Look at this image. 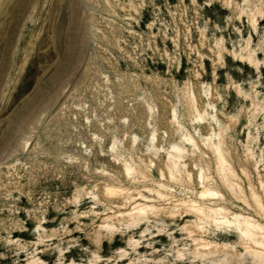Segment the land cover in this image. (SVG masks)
I'll list each match as a JSON object with an SVG mask.
<instances>
[{
    "label": "rangeland",
    "instance_id": "obj_1",
    "mask_svg": "<svg viewBox=\"0 0 264 264\" xmlns=\"http://www.w3.org/2000/svg\"><path fill=\"white\" fill-rule=\"evenodd\" d=\"M192 201L264 225V0H0V264H253Z\"/></svg>",
    "mask_w": 264,
    "mask_h": 264
},
{
    "label": "bare ground",
    "instance_id": "obj_2",
    "mask_svg": "<svg viewBox=\"0 0 264 264\" xmlns=\"http://www.w3.org/2000/svg\"><path fill=\"white\" fill-rule=\"evenodd\" d=\"M252 66L254 65L252 64ZM218 157L220 159L221 164H223L224 160L220 152L218 153ZM174 159L170 161L169 165V173L171 178H177V170L175 168L177 161ZM160 186L161 188L155 191L156 195L163 200L170 199L171 193L163 190L167 188L165 184H161ZM199 196L203 199H206L207 197L214 196V192L209 188L205 187L199 193ZM206 209L207 208L204 205L202 206L200 204H197L195 201H192L188 204V207L182 213V219H184L186 216L196 214V216H198L201 220L204 218H211V221H214V223L218 227H233L234 230L238 233L239 237L242 239V242L244 241V243L246 244L247 251H250L249 253L250 255H252L253 258L252 263L264 264V225L258 223L256 220L248 216H245L241 221H232L228 218V212L222 206H210L208 207V211ZM235 217L238 218L237 216Z\"/></svg>",
    "mask_w": 264,
    "mask_h": 264
}]
</instances>
